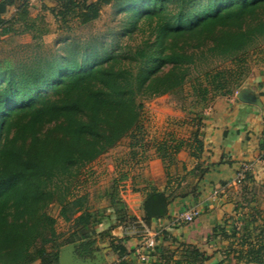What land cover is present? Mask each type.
<instances>
[{
  "label": "trees",
  "instance_id": "trees-1",
  "mask_svg": "<svg viewBox=\"0 0 264 264\" xmlns=\"http://www.w3.org/2000/svg\"><path fill=\"white\" fill-rule=\"evenodd\" d=\"M55 1L50 13L64 27L70 21L88 25L112 5L128 14L132 29L146 27L150 32L124 58L126 63L118 55H100L90 44L59 57L37 56L33 63L0 60V264H59L67 245H74L78 258H94L97 245L105 241L116 255L113 264H136L135 250L125 246L127 238L113 232L122 225L141 227L140 221L149 225L163 219L174 199L189 197L187 186L174 188L166 171L163 190L153 185L141 190L138 221L115 186L108 194L109 212H93L81 190L84 170L127 140L126 164L133 159L137 163L149 147L170 164L187 151L195 160L188 173L201 182L215 166L201 162L207 151L202 127L190 140L171 138L149 146L142 101L181 96L187 84L203 106L216 97H232L247 77L249 58L264 54V0ZM28 5L29 0H0L1 34L34 29ZM9 8L15 11L7 20ZM13 24L21 29L14 30ZM46 91L54 97L44 96ZM260 149L264 161V140ZM126 178L123 174L120 179ZM246 181L253 182L249 170L237 183ZM50 205L58 207L57 218L48 213ZM58 218L66 234L57 232ZM258 229L256 220L247 216L225 220L220 231L224 239L233 240L222 258L219 247L192 244L183 253L174 247L169 256H160L166 264H230L231 259L264 264V233Z\"/></svg>",
  "mask_w": 264,
  "mask_h": 264
},
{
  "label": "rangeland",
  "instance_id": "rangeland-1",
  "mask_svg": "<svg viewBox=\"0 0 264 264\" xmlns=\"http://www.w3.org/2000/svg\"><path fill=\"white\" fill-rule=\"evenodd\" d=\"M55 7V0L29 1L27 10L29 18L33 20L34 29L24 34L8 33L3 35L0 31V60L11 62L19 60L33 63L37 56L59 57L65 55V52L69 49L90 44L97 49L100 55H118L123 59L122 62L126 63L127 60L124 58L137 45L141 44L150 32L146 27H143L142 30L141 28L139 30L132 29L127 19L128 14L118 13L112 5L103 7L99 18L88 25L80 26L77 22L70 21L69 25L64 27L50 13V9ZM13 12V8H9L5 14V19L9 20ZM12 26L16 31L21 29L20 24H13ZM262 59H264V54L253 55L249 58L247 77L232 96L233 98L241 91L244 92V89L249 88L248 85L253 80H261L264 76V61ZM213 65L219 68L225 66V64L219 62H214ZM43 95L54 97L52 91H46ZM221 98L226 97H216L212 102L203 106L204 104L198 102L190 85L187 84L181 96L162 95L143 100L142 118L146 129L145 139L148 142L147 144L151 146L154 142L162 140L171 142L169 141L171 138L184 141L190 140L197 127H202L201 132L205 133L207 118L212 114V107ZM204 118L206 119L204 120ZM127 143V140L122 141L117 147L88 165L84 170L81 177V190L83 193L88 194L89 205L93 212L103 210L109 212L108 194L111 188L115 186L128 211L140 221L141 217H138V215L142 205L141 190L144 186L153 185L157 188L165 186V172L168 171L174 188L179 184L181 187L187 186V190L190 192L189 197L178 199V202L185 205L182 209L197 208L199 215L196 219L207 212L211 217L206 231L196 238L195 243L186 240H176L175 242L171 240V249L178 247L179 251L183 253L185 249L188 250L186 247L189 244L201 248L206 247L209 250L219 247L221 248L219 252L222 258L224 253L229 251V245L233 239L231 237H229V240L224 239L220 228L224 226L225 220L235 221L238 218L245 219V216L256 220V226L259 228L256 231L257 233L258 231L264 233L263 169L261 170L259 167L250 169L249 172L253 182L246 181L238 184L235 178L234 182L222 183L219 188H213L205 200L210 203L203 206L204 197L202 196L204 191L201 182L196 183V179L188 173L195 160L188 155L187 151H181L175 157L176 162L170 164L168 160H161L156 157L149 147L144 155H138L137 160L139 161L137 163L136 159H133L132 161L128 160L126 164L125 160L128 159L129 154ZM145 158L148 159L144 160ZM202 161L204 162L203 157ZM182 165H185V170ZM203 166L201 164V168ZM123 174H127L125 180L120 179ZM176 200L172 201L171 207ZM58 210L56 205L48 207V213L54 218H57ZM252 210H255V215L250 214ZM120 228L124 232L123 237H126L127 240L143 237L141 227L136 224H128V226L126 224V226L122 225ZM215 230L217 231L215 232ZM57 232L66 234V226L59 218L57 219ZM206 240L210 241L209 245H206ZM97 246L99 251L95 255H102L101 259L96 261L81 259L83 264H113L116 261V255L111 252L109 241ZM169 251L168 248L166 250L167 256L170 254ZM232 256L231 254L230 257L232 258ZM134 262L137 264L136 261ZM230 264L244 263H237L231 259Z\"/></svg>",
  "mask_w": 264,
  "mask_h": 264
},
{
  "label": "crops",
  "instance_id": "crops-1",
  "mask_svg": "<svg viewBox=\"0 0 264 264\" xmlns=\"http://www.w3.org/2000/svg\"><path fill=\"white\" fill-rule=\"evenodd\" d=\"M248 87L244 90L247 91V99H251V102H243L237 96L218 99L212 107V114L207 118V151L203 154V160L204 165L215 166L209 168L201 181L204 191L203 206L210 203L205 200L212 189L219 188L222 183L234 182L242 167L249 171L254 167L264 170L263 152L260 149L264 140V76L261 80H253ZM163 188L164 186L159 189ZM184 203L187 204L186 201ZM184 206L176 200L172 207L169 206L168 214L163 219L152 220L149 225L140 221L143 237L127 240L126 248L134 251L139 241L154 236L157 250L151 263L166 264L160 254H166V250L172 248L171 240L195 243L196 238L201 236L209 225L211 217L208 212L193 223L181 221V215L190 209H182ZM138 217H142V210ZM123 233L121 228H117L113 235L123 238Z\"/></svg>",
  "mask_w": 264,
  "mask_h": 264
},
{
  "label": "built area",
  "instance_id": "built-area-1",
  "mask_svg": "<svg viewBox=\"0 0 264 264\" xmlns=\"http://www.w3.org/2000/svg\"><path fill=\"white\" fill-rule=\"evenodd\" d=\"M246 168H241L236 174V181L243 177V172ZM199 215L197 208H190L181 215V221L185 223H192ZM156 248V241L154 236H150L145 240L139 241L138 245L135 247V251L132 255L137 264H152L153 253Z\"/></svg>",
  "mask_w": 264,
  "mask_h": 264
},
{
  "label": "water",
  "instance_id": "water-1",
  "mask_svg": "<svg viewBox=\"0 0 264 264\" xmlns=\"http://www.w3.org/2000/svg\"><path fill=\"white\" fill-rule=\"evenodd\" d=\"M246 93L247 91H241L237 95V98L243 100V102H251V99H247ZM101 256L102 255H97V259L100 260ZM59 264H83V261L81 259L76 258L74 254V245H67L61 249Z\"/></svg>",
  "mask_w": 264,
  "mask_h": 264
},
{
  "label": "flooded vegetation",
  "instance_id": "flooded-vegetation-1",
  "mask_svg": "<svg viewBox=\"0 0 264 264\" xmlns=\"http://www.w3.org/2000/svg\"><path fill=\"white\" fill-rule=\"evenodd\" d=\"M76 258H78V257H76ZM78 259H82L84 261H87V260L96 261L97 260V255H94V258L86 257V258H78Z\"/></svg>",
  "mask_w": 264,
  "mask_h": 264
}]
</instances>
